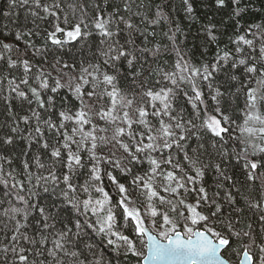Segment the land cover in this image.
I'll return each instance as SVG.
<instances>
[{
    "label": "snow or ice",
    "instance_id": "obj_1",
    "mask_svg": "<svg viewBox=\"0 0 264 264\" xmlns=\"http://www.w3.org/2000/svg\"><path fill=\"white\" fill-rule=\"evenodd\" d=\"M0 264H264V0H0Z\"/></svg>",
    "mask_w": 264,
    "mask_h": 264
}]
</instances>
